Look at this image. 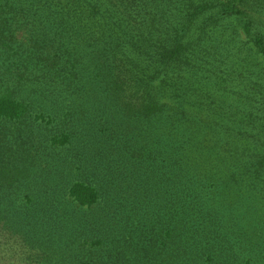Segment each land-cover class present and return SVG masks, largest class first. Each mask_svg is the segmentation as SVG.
I'll return each mask as SVG.
<instances>
[{
  "label": "trees",
  "instance_id": "1",
  "mask_svg": "<svg viewBox=\"0 0 264 264\" xmlns=\"http://www.w3.org/2000/svg\"><path fill=\"white\" fill-rule=\"evenodd\" d=\"M47 2L71 39L57 34L55 51L34 22L19 38L0 19V222L44 253L39 264L82 256L76 244L79 264H252L225 244L263 233L252 212L264 213V0ZM136 199L168 227L162 247L183 253L149 263L107 244L101 227ZM57 201L69 222L43 214ZM241 210L252 220L236 231ZM66 228L59 244L51 232ZM250 249L261 256L264 242Z\"/></svg>",
  "mask_w": 264,
  "mask_h": 264
},
{
  "label": "rangeland",
  "instance_id": "2",
  "mask_svg": "<svg viewBox=\"0 0 264 264\" xmlns=\"http://www.w3.org/2000/svg\"><path fill=\"white\" fill-rule=\"evenodd\" d=\"M56 1L58 0H53L55 7L59 5V3H57ZM11 6L14 7L13 11L9 10V7ZM73 6L75 7V3L72 1V7ZM48 7L49 4L47 0H0V10H4L3 12L0 11V19H7L8 24L6 26L8 27V29H11L13 27V21H17V23L15 24L14 33L19 38H23L25 36L22 29L29 26V23L31 25V23L34 22L38 28L37 33L39 37L42 38L41 40H39L43 41V43H41L43 45V48H46V52L55 51L58 47L57 41H55V36L57 34L64 35L69 42L71 41V39L64 31L63 26L59 27V25L61 26L62 15L54 14V12L52 13L51 10H49L48 12ZM40 16H44V18L41 19ZM73 17L75 18V24L74 22H71L73 26L80 27L81 23L84 21L83 15L80 12H75L73 14ZM63 18L66 20L68 16L65 15L63 16ZM48 27H52V31H54L55 33L52 32L51 34H49V32H44L48 31ZM77 30L79 29H75L74 35H77ZM44 35H46V38H44ZM19 45L22 44H18L17 46L15 45V48L24 47ZM67 45H69V43ZM117 67L118 70H120L121 75L124 76V74L128 72L126 68L129 67V65L126 62L119 60L117 62ZM210 89L213 90L215 89V87H211ZM227 98L228 101L234 99L232 95H228ZM126 100L127 102L132 104L131 100ZM108 105L110 108L113 107V103ZM120 136L123 137L122 135ZM83 153L84 152H79V156ZM110 176L111 174L109 173V178ZM116 178L118 180L123 179L125 181H127L128 179L124 174L118 175ZM126 190H129V192H131V189L129 188H126ZM64 192L62 191V193ZM101 192L107 195L112 194V192L108 189H101ZM125 192V190L120 189L117 190L116 194L124 195ZM150 199L149 201H147V203L144 202L140 205L137 199L133 203H125L123 205H119L118 210L122 211L124 215L119 220L114 221L110 225H103L101 227L100 233L103 234L105 238L107 237L106 242L110 247L116 244V240H124L126 245H131L132 251L137 256L143 255L144 258L149 261V263L150 261L153 262L152 260L154 259H158L160 262H162L166 259L165 256L168 257L170 255L169 252L175 255H179L183 252H181L175 245L169 246L168 249L166 247H162V240H164L165 231L168 229V227L166 226V224H162V221L160 220L161 216L157 214V211L154 210V208L147 206V204H149L150 202ZM218 203L221 204L219 201ZM54 204L57 205L52 204V210L48 209V213L42 211L43 214L45 216H48L51 220H58V218H61V220L69 222L72 218L71 216H74V213L68 209V205L64 204L63 209H61L59 201L55 202ZM43 209H40L39 211ZM61 211L62 213L59 214ZM157 216L160 217V219L156 218ZM252 217L254 218L255 226L262 230L263 233L259 236V233L254 229L249 232V235L244 234L243 231H240L239 234L233 233V235L228 238L225 246L229 247V249H231L232 251V255L237 257L238 259L246 257L247 259H251V261L253 262L252 264H264V253L261 256H255L253 255V251L250 249L252 241L264 242V213L261 214L260 212H252ZM75 219L76 217L74 218V221ZM251 220L252 219L249 215H247V212L241 210L237 212L236 217L233 221L234 227L237 222V224L242 227V229H245L247 228ZM71 226L72 224L67 226V228ZM13 228L18 229L16 226H12L9 221L8 223H6L4 220L0 222V264H39V261L42 260L43 256H37H41L44 253L26 243L22 236L14 233L15 230H13ZM235 230L239 231L240 229H237L235 227ZM51 233L54 237H57V239L59 240V244L68 245L71 243L67 239L70 235H72V229H67L65 232H63L65 235L59 232ZM75 237L76 236H74L73 239H75ZM74 246L77 249L76 251L82 256L63 264H79L80 259L86 260L85 258H83V253L86 252L82 251V253L81 250L77 247V244ZM188 251H190V249ZM196 251L199 252V248H197ZM190 253H193V260H195V250L190 251ZM200 256H202V253H200ZM244 262L245 260H241V264H244ZM40 264H44L43 261ZM175 264H178V262H176Z\"/></svg>",
  "mask_w": 264,
  "mask_h": 264
}]
</instances>
